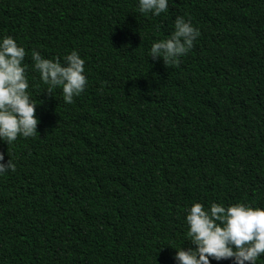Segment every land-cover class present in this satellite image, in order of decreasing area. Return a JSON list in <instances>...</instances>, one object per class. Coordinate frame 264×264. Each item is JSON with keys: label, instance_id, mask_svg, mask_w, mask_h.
Returning a JSON list of instances; mask_svg holds the SVG:
<instances>
[{"label": "trees", "instance_id": "1", "mask_svg": "<svg viewBox=\"0 0 264 264\" xmlns=\"http://www.w3.org/2000/svg\"><path fill=\"white\" fill-rule=\"evenodd\" d=\"M0 0L37 133L0 142V264H177L193 203L264 208V0ZM183 17L200 35L175 64L150 57ZM85 60L71 104L31 54ZM211 264H232L231 260ZM257 264H264L261 257Z\"/></svg>", "mask_w": 264, "mask_h": 264}, {"label": "clouds", "instance_id": "2", "mask_svg": "<svg viewBox=\"0 0 264 264\" xmlns=\"http://www.w3.org/2000/svg\"><path fill=\"white\" fill-rule=\"evenodd\" d=\"M141 14L160 16L168 11V0H138ZM200 35L198 29L183 17H176L174 31L167 38L153 42L150 57L162 58L165 64H175L187 54ZM26 51L14 38L0 39V142L13 145L18 138L37 133L39 120L36 104L30 98L29 80L24 65ZM33 69L51 93L61 88L63 100L71 104L87 85L85 60L76 51L63 58L45 59L39 52L31 54ZM0 153V175L15 171V164ZM187 237L192 248L175 250L177 264H211L231 260L232 264H257L264 257V208L246 203L225 207L211 203L205 208L193 203L186 210Z\"/></svg>", "mask_w": 264, "mask_h": 264}]
</instances>
